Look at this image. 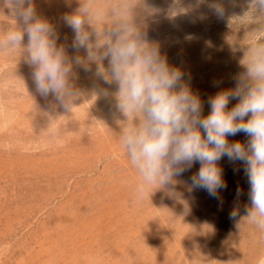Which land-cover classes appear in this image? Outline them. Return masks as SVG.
Wrapping results in <instances>:
<instances>
[{"label": "rangeland", "instance_id": "obj_1", "mask_svg": "<svg viewBox=\"0 0 264 264\" xmlns=\"http://www.w3.org/2000/svg\"><path fill=\"white\" fill-rule=\"evenodd\" d=\"M213 2L222 5V17L210 10ZM33 5L72 62L70 83L79 95L66 111L35 90L25 52L0 51V264H264V231L244 216L249 184L242 162L218 161L227 185L219 200L189 190L199 163L173 186L138 196V173L120 143L125 117L116 107V86L95 75L97 65L84 49L72 47L74 33L64 21L87 6L93 23L86 28L95 43L94 29L103 34L129 16L181 70L207 115L209 97L235 87L249 47L264 44V12L250 0ZM15 22L12 8L0 0V31ZM76 57L91 71L75 64ZM237 102L231 100L229 109ZM247 139L243 133L228 137ZM233 209L241 214L238 221L229 218Z\"/></svg>", "mask_w": 264, "mask_h": 264}, {"label": "clouds", "instance_id": "obj_2", "mask_svg": "<svg viewBox=\"0 0 264 264\" xmlns=\"http://www.w3.org/2000/svg\"><path fill=\"white\" fill-rule=\"evenodd\" d=\"M6 3L16 22L0 31V51L25 52L34 68L35 90L71 111L79 93L70 83L72 62L64 49L57 47L53 26L37 16L33 0ZM250 4L264 12V0H250ZM208 6L217 16L224 15L221 4ZM64 21L74 33L72 47L84 49L87 61L97 65L95 75L116 86V107L125 117L120 143L138 173V196L149 197L158 188L173 186L177 177L199 163L198 171L190 177L189 190H204L219 200L220 190L227 185L218 161L227 157L230 162L243 163L249 184L244 216L264 231V44L249 47L235 87L209 97L210 111L203 115L201 98L183 82L181 70L169 65L129 16L103 34L94 29L95 43L86 28L93 23L87 6L66 15ZM74 63L91 71L80 57ZM231 100L238 102L229 109ZM238 133L245 134L247 141L229 142L228 137ZM240 217L239 210L230 212L231 220Z\"/></svg>", "mask_w": 264, "mask_h": 264}]
</instances>
